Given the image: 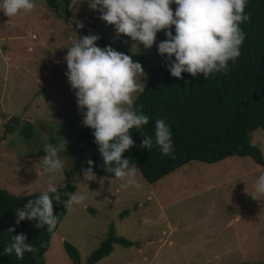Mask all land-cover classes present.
<instances>
[{
    "label": "rangeland",
    "instance_id": "obj_1",
    "mask_svg": "<svg viewBox=\"0 0 264 264\" xmlns=\"http://www.w3.org/2000/svg\"><path fill=\"white\" fill-rule=\"evenodd\" d=\"M63 1L60 14L47 0L45 9L35 6L13 18L0 12V188L12 195L41 193L50 178L57 189L65 187L72 181V164L82 159L81 133L91 129L82 125L64 59L76 36L93 31L129 55L157 64L165 60L158 41L145 49L130 37L116 36L114 26L102 21L88 0H72L70 15ZM170 7L175 11L177 6ZM76 21L84 27L76 29ZM140 79L146 85V76ZM60 138L67 142L61 151L65 156L59 154L64 168L41 175L45 144H58ZM252 143L264 155V130L253 134ZM72 173L76 193L86 199L68 212L47 264H73L66 242L80 250L85 264H94L89 257L112 225L134 246L115 245L96 264L264 263V196H256L254 188L264 166L251 157L193 162L154 184L137 169L139 188H122L121 180L97 175L96 181H86L80 169Z\"/></svg>",
    "mask_w": 264,
    "mask_h": 264
},
{
    "label": "clouds",
    "instance_id": "obj_2",
    "mask_svg": "<svg viewBox=\"0 0 264 264\" xmlns=\"http://www.w3.org/2000/svg\"><path fill=\"white\" fill-rule=\"evenodd\" d=\"M88 3L91 9L99 11L102 21L114 26L116 36L130 37L137 47L142 44L145 49H151L157 34L164 31L166 39L157 45V51L168 61L166 67L177 79L182 78V73L193 77L203 74L205 80L210 75L226 73L229 62L235 63L240 57L246 39L241 24L250 20L245 13L248 0H88ZM172 4L177 6L175 11L170 7ZM34 8L35 0H0V12L9 18L30 13ZM75 26L76 29L84 27L79 21ZM99 39L95 34L76 36L64 57L65 76L81 110L82 125L92 130L103 164L107 166L105 171L121 180L122 188H139L137 167L130 165V159L123 154L134 145L131 131H140L149 123L150 117L142 112L143 106L134 107L135 97L145 90L144 79H140L145 77V72L130 55L111 46L99 47ZM143 137L140 147L149 150L155 144L161 154H173L172 131L165 120L156 119L154 138ZM60 141L45 144V155L39 160L41 175L64 168L59 153L66 151L67 142L62 138ZM87 164L88 167L82 169L84 179L96 181L93 161L88 160ZM254 188L256 196H264V173L257 177ZM67 195L66 211L86 199L81 193ZM53 200L60 201L61 194L50 178L45 191L16 210L15 224L36 221L37 229L46 227L51 232L58 223ZM8 232L15 233V227ZM26 241L23 233L12 235L3 253H14L22 258L25 252L38 251Z\"/></svg>",
    "mask_w": 264,
    "mask_h": 264
},
{
    "label": "trees",
    "instance_id": "obj_3",
    "mask_svg": "<svg viewBox=\"0 0 264 264\" xmlns=\"http://www.w3.org/2000/svg\"><path fill=\"white\" fill-rule=\"evenodd\" d=\"M47 1L49 8L60 14V0ZM42 2L35 0V6L40 10L44 8ZM63 4L64 12L70 15L72 0H64ZM245 13L250 16V20L241 24L246 34L240 49L241 55L235 63L229 62L226 73L210 75L206 80L203 74L193 77L182 73V78L177 79L168 71L166 59L157 64L130 55L134 62L142 65L146 76L145 90L134 101V107L142 105V112L149 115L150 119L141 132L135 129L131 131L134 145L123 156L130 159V165L136 166L149 183H157L193 162L216 163L223 160L225 156L212 154L214 149L230 157H251L258 165L264 166L261 149L252 143L253 134L257 130H264V0H248ZM37 18L40 20L41 16ZM89 34L94 33L87 31L83 36ZM165 39L164 31L157 34L156 41ZM97 45L102 48L111 46L119 52L130 54L102 38L97 41ZM156 119L165 120L171 128L174 151L170 156L161 154L155 144L149 150L140 147L143 135L154 138ZM81 136L82 159L76 165L72 164L73 172L80 169L83 174L82 169L88 167L87 161L92 160L93 171L97 176L116 179L113 173L105 171L107 166L103 164L92 130L83 131ZM59 154L64 155L61 152ZM72 170V181L57 189L61 200H53L58 223L51 232L46 227L37 229L36 221L25 220L19 225L15 224L16 210L22 209L40 193L21 197L0 188V264H47L53 238L69 212L64 208V201L69 198L68 193L77 191ZM11 227L16 229L13 234L8 232ZM20 233L25 234L26 243L33 244L38 251L25 252L22 258L14 253H3L12 235ZM115 245L125 248L134 246L131 241L117 236L112 225L107 239L91 254L88 263L96 264L107 258L113 253ZM65 250L73 264H85L77 247L66 242Z\"/></svg>",
    "mask_w": 264,
    "mask_h": 264
},
{
    "label": "water",
    "instance_id": "obj_4",
    "mask_svg": "<svg viewBox=\"0 0 264 264\" xmlns=\"http://www.w3.org/2000/svg\"><path fill=\"white\" fill-rule=\"evenodd\" d=\"M212 154L215 156H225V157H230L229 155H223L222 153H220L217 149H214L212 151Z\"/></svg>",
    "mask_w": 264,
    "mask_h": 264
}]
</instances>
